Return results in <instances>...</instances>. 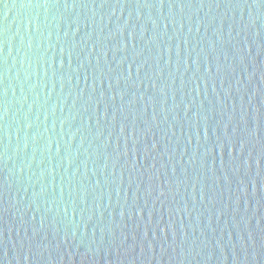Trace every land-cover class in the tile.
<instances>
[{
	"label": "water",
	"instance_id": "1",
	"mask_svg": "<svg viewBox=\"0 0 264 264\" xmlns=\"http://www.w3.org/2000/svg\"><path fill=\"white\" fill-rule=\"evenodd\" d=\"M0 264H264V2L0 0Z\"/></svg>",
	"mask_w": 264,
	"mask_h": 264
},
{
	"label": "snow or ice",
	"instance_id": "2",
	"mask_svg": "<svg viewBox=\"0 0 264 264\" xmlns=\"http://www.w3.org/2000/svg\"><path fill=\"white\" fill-rule=\"evenodd\" d=\"M261 2H264V0H257L258 5H259Z\"/></svg>",
	"mask_w": 264,
	"mask_h": 264
}]
</instances>
